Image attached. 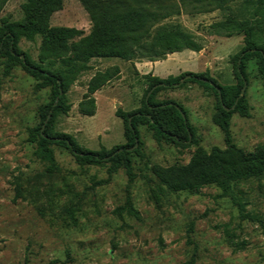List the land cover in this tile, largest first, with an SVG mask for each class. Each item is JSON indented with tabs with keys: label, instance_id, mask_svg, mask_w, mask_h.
I'll list each match as a JSON object with an SVG mask.
<instances>
[{
	"label": "rangeland",
	"instance_id": "rangeland-1",
	"mask_svg": "<svg viewBox=\"0 0 264 264\" xmlns=\"http://www.w3.org/2000/svg\"><path fill=\"white\" fill-rule=\"evenodd\" d=\"M24 1L8 0L0 24L21 20ZM194 4L180 5V13L161 24L179 22L203 48L181 53V61L171 57L175 62L156 65L154 71L161 78L194 72L222 86L235 84L230 60L243 47V34L211 25L240 19L243 0L200 12ZM49 23L76 27L84 34L91 29L80 0H64ZM39 45L38 36L32 41L22 37L17 54L38 61ZM147 61L91 58L66 93L69 111L56 115L52 129L92 151L125 143L123 121L115 111L141 105L147 88L143 72L148 69L135 62ZM112 66L120 72L93 94L95 113L81 114L78 102L89 79ZM247 73L240 90L246 113H231L229 143L251 151L264 140V77L255 60L248 63ZM39 82L21 63L7 66L0 50V264H264V176L241 183L230 194L215 185L192 193L161 190L151 172L153 165L187 163L198 147L209 151L228 145L213 119L220 104L210 86L188 82L156 93L155 101L173 100L183 107L191 132L183 146L157 141L149 125H140L141 146L133 153L130 182L123 167L113 171L109 162L80 165L63 146L50 145L56 161L52 169L36 156L29 130L40 124V109L51 99L50 87ZM128 196L136 215H118L115 209Z\"/></svg>",
	"mask_w": 264,
	"mask_h": 264
},
{
	"label": "trees",
	"instance_id": "trees-1",
	"mask_svg": "<svg viewBox=\"0 0 264 264\" xmlns=\"http://www.w3.org/2000/svg\"><path fill=\"white\" fill-rule=\"evenodd\" d=\"M7 1L0 0V11ZM80 1L91 21L88 34L76 27L50 25V16L62 8L64 0H25L21 5V20L0 24V50L7 57V66L21 63L27 72L40 80L39 86L50 87L51 99L40 109L41 122L29 130L30 140L37 144L35 154L38 158L48 162L52 169L56 161L50 145L63 146L80 165H103L109 162L113 171L123 167L131 182L133 153H139L141 146L140 125H149L157 141L164 139L183 146L191 132L183 107L173 100L155 101L156 93L196 82L207 84L217 94L220 109L213 119L225 133L228 145L225 148L213 146L209 151L198 147L185 164L153 165L151 172L159 188L197 193L204 186L215 185L223 193L230 194L241 183L264 176V140L251 151L229 143L231 113H246L244 96H240V90L248 81L247 67L251 60H255L264 77V0H243L240 11L245 13L240 19H227L211 25L212 28L238 30L243 34V47L230 60L235 84L222 86L213 78L194 72L168 75L165 78L144 74L147 88L141 105L131 111L120 108L115 111L123 121L125 143L95 151L80 146L69 134L52 129L56 115L69 111L66 93L76 76L88 69L90 59L118 57L131 62L143 59L156 61L184 49L200 51L203 44L187 28L179 22L161 24V21L179 14L180 5L187 2L195 3L194 7H198L200 12L208 11L211 6L224 7L235 0H179V4H164L161 0ZM36 36L40 38L38 61L25 53L23 57L19 56V40L23 37L32 41ZM119 72L118 66H112L97 71L89 79L87 90L78 102L81 114L95 113L93 94ZM213 85L218 86L220 93ZM226 107L230 110L227 111ZM115 210L118 215L123 211L129 215L137 213L129 196L125 204Z\"/></svg>",
	"mask_w": 264,
	"mask_h": 264
},
{
	"label": "crops",
	"instance_id": "crops-1",
	"mask_svg": "<svg viewBox=\"0 0 264 264\" xmlns=\"http://www.w3.org/2000/svg\"><path fill=\"white\" fill-rule=\"evenodd\" d=\"M196 53V51H192V50H189V49H184V50H182V51H179V52H174V53H171V54H169L168 55V57L167 58H165V59H162V60H156V61H147V62H142V63H140V62H135V64L137 65V67H139V65H141V64H143V65H146L147 64V66H145V67H147V69L148 70H146L145 72H143L144 74H146L147 73V71H152V74L154 73L155 75H157V73L154 71L155 70V66L157 65H159V64H161V63H165V62H175L174 60L172 61L171 60V57H179V60L181 61V60H183L184 59V57H182L181 58V56H180V54L182 53ZM178 61V60H177ZM153 74V75H154ZM166 74V73H165ZM158 76V75H157ZM159 77H164V75H159Z\"/></svg>",
	"mask_w": 264,
	"mask_h": 264
},
{
	"label": "water",
	"instance_id": "water-1",
	"mask_svg": "<svg viewBox=\"0 0 264 264\" xmlns=\"http://www.w3.org/2000/svg\"><path fill=\"white\" fill-rule=\"evenodd\" d=\"M21 57H22V55H21ZM211 84H213V83H211ZM216 89H217V91H218V93H220V90H219V88L218 87H216ZM242 92H243V90H242ZM150 93V92H149ZM149 93L147 94V96L149 95ZM228 109H230V108H227V110ZM182 116H184V114L182 113Z\"/></svg>",
	"mask_w": 264,
	"mask_h": 264
}]
</instances>
